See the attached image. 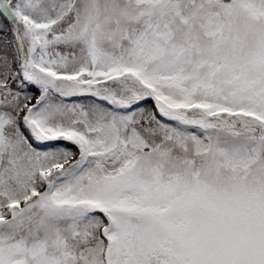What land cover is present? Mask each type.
I'll return each instance as SVG.
<instances>
[{"label": "snow or ice", "instance_id": "obj_1", "mask_svg": "<svg viewBox=\"0 0 264 264\" xmlns=\"http://www.w3.org/2000/svg\"><path fill=\"white\" fill-rule=\"evenodd\" d=\"M0 264H264V0H0Z\"/></svg>", "mask_w": 264, "mask_h": 264}]
</instances>
